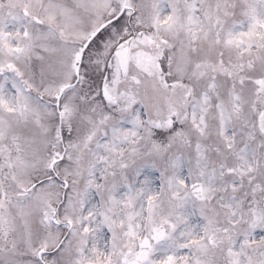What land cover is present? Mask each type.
Wrapping results in <instances>:
<instances>
[{"label": "snow or ice", "instance_id": "obj_1", "mask_svg": "<svg viewBox=\"0 0 264 264\" xmlns=\"http://www.w3.org/2000/svg\"><path fill=\"white\" fill-rule=\"evenodd\" d=\"M0 264H264V0H0Z\"/></svg>", "mask_w": 264, "mask_h": 264}]
</instances>
